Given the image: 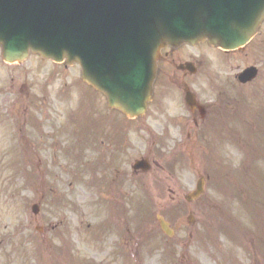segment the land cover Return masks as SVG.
<instances>
[{"label": "rangeland", "instance_id": "1", "mask_svg": "<svg viewBox=\"0 0 264 264\" xmlns=\"http://www.w3.org/2000/svg\"><path fill=\"white\" fill-rule=\"evenodd\" d=\"M213 50L207 49L206 45L174 50L168 55L169 65L175 67L174 60L177 62L184 54H198L197 60L204 57L206 69L211 75L214 73V79L224 80L222 78L230 76L229 71L236 72L247 64L261 63L258 78L248 86L237 88L245 93L247 110L253 107L257 113L253 115V124L259 116L261 126L246 128V132H254L251 136L242 135L239 139H232L229 145L213 147L217 154L220 152L217 155L212 151L213 156H218V162L223 163L224 179L217 180L219 187L208 185L199 202L189 205L184 195L194 187L199 174H208L217 168L209 166L201 153L205 144L201 140L191 146L190 158H185L188 153L179 152L183 155L179 159L187 163L179 166L181 173L176 178H166V185L172 190H149L144 194L147 200L142 209L137 206L130 210L133 216L127 210L123 211L134 220L143 216L152 221L154 214H161L175 226L170 238L152 230L145 231L143 238L138 236L133 264H264V20L258 34L242 52L230 55L227 60L226 54ZM75 68L50 65L30 56L22 64V76L16 78L17 83L21 78L23 93L21 111L14 120L3 113L7 98L0 93V264H97L102 256L95 252V244L90 240L96 223L105 216L102 205L98 204V184L105 181L100 175L103 167L100 149L98 145L89 144L78 154L69 152V159L65 151L64 155L52 156L50 114L59 119L72 110L68 105L59 112L53 110L50 96L38 92L39 97L34 96V100L42 107L40 110L29 104L30 98L26 97L27 92L37 88L50 94V87L59 85L62 90L71 89V94H75L74 91L78 90L74 82L78 73ZM221 68L224 71L219 75ZM70 75L73 79L69 88ZM9 84L7 73L0 66V89ZM71 98L75 100L76 96ZM77 101L87 104L81 109L91 110L87 114L95 126L91 99L88 97L87 102L80 96ZM247 120H250L249 112ZM34 123H38L39 128ZM14 126L18 127V134H14ZM34 129L39 130L38 134ZM64 136L58 140L61 150L68 141L74 148L72 134ZM131 137L134 151L128 161L143 154L145 146L150 150L159 142L150 137V142L144 144L146 137L139 129H133ZM146 178L149 186L163 188L157 184L161 177ZM129 183L138 185L136 180ZM80 190L84 192V198L79 194ZM66 200L74 202L70 206L79 214L77 218L67 213ZM33 203L39 204L37 215L31 212ZM189 215H192V223L186 219ZM146 223L142 220L141 227ZM53 225L55 229H51ZM36 227L43 230H36ZM82 245L91 247L92 252L77 262L78 254L66 251ZM114 263L120 264L121 258H115Z\"/></svg>", "mask_w": 264, "mask_h": 264}, {"label": "water", "instance_id": "2", "mask_svg": "<svg viewBox=\"0 0 264 264\" xmlns=\"http://www.w3.org/2000/svg\"><path fill=\"white\" fill-rule=\"evenodd\" d=\"M22 4L26 10L19 17L7 16L5 19L6 13L17 12L6 7L0 13V43L4 56L22 59L32 50L55 59L65 56L68 61L75 60L82 67V78L106 91L110 105L120 107L129 115L134 114L129 111L130 108L142 111L145 106L159 47L166 43L177 45L184 41L196 43L207 39L211 44L234 48L251 37L264 15V1L253 15L248 16L244 7L237 4L232 6L229 0H86L85 41L81 40L77 16L75 26L69 29L66 26L64 29L65 39L60 42L64 48L50 50L43 41L35 42L30 38L24 39L22 47L11 45L13 34L9 37L5 30H25L32 20L31 8L42 10L39 16L43 25L50 19V0H22ZM220 9L227 15L219 13ZM104 28L109 29L111 38L120 40V49L131 48L132 53L141 49L147 52L143 68L147 70L146 76L143 78L140 75L142 70L139 69L134 70V77L124 75L125 80L132 79L130 90L120 88L116 78L101 80V59H97ZM56 32L59 30L56 29ZM184 32L186 35H183ZM82 49H86L88 55H81L79 52ZM110 49L115 53L118 51L116 47L111 46ZM251 71L247 70L240 78L244 80L251 77ZM160 224L170 233L163 220H160Z\"/></svg>", "mask_w": 264, "mask_h": 264}, {"label": "flooded vegetation", "instance_id": "3", "mask_svg": "<svg viewBox=\"0 0 264 264\" xmlns=\"http://www.w3.org/2000/svg\"><path fill=\"white\" fill-rule=\"evenodd\" d=\"M167 62L168 59H165ZM174 77V76H173ZM171 82L180 86L183 81H176V79H171ZM161 93L160 89L155 87L154 96L152 100L153 106H157V110H154V115L152 116V121H156L159 127L164 131L159 133H165L168 135L170 133V128H182L189 129L185 133V139H182V129H179L180 138L178 141L185 147L186 150L189 149V144L194 145L195 138L203 136L204 133L209 129L208 115L213 110V105H207L204 114H201L198 110L188 111L186 113L179 112L177 109L171 108L168 109L161 104V99L159 95ZM156 113V115H155ZM100 116V122L97 126V136L96 142L99 149L102 159L104 160V168L102 172V178H105L104 184L99 186L98 194L99 200L98 204L102 205L104 220H109L107 227L109 229L114 228L113 220H130L128 217L119 216L114 219L113 209H129L131 207V201L133 197V189L130 185L125 184L126 178L131 175L133 176L140 171L128 172L125 168L126 158L129 156V153L134 150L133 144L131 142V137L127 135L128 128H131L135 125H140L139 121H128L127 119L119 121L118 112L111 111L110 119H103ZM151 122H148L147 118L143 123L144 127H149ZM107 126V127H106ZM106 127V129H105ZM119 128H121V137L119 136ZM193 131V133L191 132ZM175 141V139H174ZM146 151L150 153V150L146 148ZM106 158H105V157ZM119 164L123 166L119 167ZM127 166L130 165L127 163ZM109 210H112L109 212ZM132 220V219H131ZM124 222V221H123ZM125 232L121 235L124 245V249L129 251L133 247L134 243V232L133 227L126 222L124 224ZM119 240V237H117ZM110 249H113L112 252L119 250V242L116 243V240H112Z\"/></svg>", "mask_w": 264, "mask_h": 264}]
</instances>
